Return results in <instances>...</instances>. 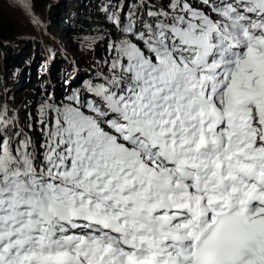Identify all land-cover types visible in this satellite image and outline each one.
Masks as SVG:
<instances>
[{
  "label": "snow or ice",
  "instance_id": "6c2138e0",
  "mask_svg": "<svg viewBox=\"0 0 264 264\" xmlns=\"http://www.w3.org/2000/svg\"><path fill=\"white\" fill-rule=\"evenodd\" d=\"M88 6L84 77L0 91V264H264V0Z\"/></svg>",
  "mask_w": 264,
  "mask_h": 264
},
{
  "label": "trees",
  "instance_id": "16d2710c",
  "mask_svg": "<svg viewBox=\"0 0 264 264\" xmlns=\"http://www.w3.org/2000/svg\"><path fill=\"white\" fill-rule=\"evenodd\" d=\"M36 7L38 12L49 18L51 36L56 39L58 37L67 38L72 50L77 49L74 43L76 36L73 30L81 27L85 31L87 30L90 12H92V8L88 6V0H41ZM1 12L2 39L5 43H0V86L4 89H12L11 86L5 84L6 73H9L24 80L27 88H29L27 95L30 94L29 96H31L34 91L33 87L37 84L35 79L40 73L41 63L45 62V55H50L46 45L54 47L57 53L52 67L47 66L46 69L52 78L51 85L62 86L61 71L67 64L61 55L58 43L53 44L49 36L41 35L29 27L22 13L21 15L17 14L9 6ZM60 32L65 34V37L60 36ZM24 50L30 52L24 55L22 53ZM19 52L22 53V57H20ZM30 54L32 55L30 56ZM26 81L28 82L26 83Z\"/></svg>",
  "mask_w": 264,
  "mask_h": 264
},
{
  "label": "rangeland",
  "instance_id": "374dc122",
  "mask_svg": "<svg viewBox=\"0 0 264 264\" xmlns=\"http://www.w3.org/2000/svg\"><path fill=\"white\" fill-rule=\"evenodd\" d=\"M7 5L11 8V10H13V11L17 12V14L21 15V12L18 9L13 8V7L10 6V0H0V16L2 15L1 11L5 10L6 8H8ZM90 13H92V12H90ZM60 36H62V37L64 36L65 37V34L60 32ZM67 40H68L67 38H64V40L63 39L60 40V44L63 45V44L66 43L67 47L64 48V51L66 53L67 59L75 58L77 64H79L78 67H79V70H80V76L84 77L85 74L89 71L90 61L88 60L87 56L82 55L81 52L77 51V49L72 50V46L68 43ZM29 52L30 51L27 52V51L24 50V52H22V53L24 55H27ZM22 53L19 52L20 57H22ZM66 72H67L68 77H70L69 80H71L72 77H73V74L75 73V72H73V68H72V70L71 69H69L68 71L66 70L65 73ZM47 81H48V79L45 82L37 83L36 86L33 87L34 91H33V94L31 96H29L30 94L27 95V92H28L27 90L29 88H27L24 80L18 79V78H17V80H11L10 78H8V82L11 85H13L12 89L10 91H8V89H4L1 86L0 87V91H3L5 93H7L9 97L14 98L17 106L22 105L25 101L28 102L29 105H32L38 99L41 98V92H42V90H45L46 84H48ZM27 82L28 81H26V83ZM29 93H32V92H29ZM56 95H63V92L56 93Z\"/></svg>",
  "mask_w": 264,
  "mask_h": 264
}]
</instances>
